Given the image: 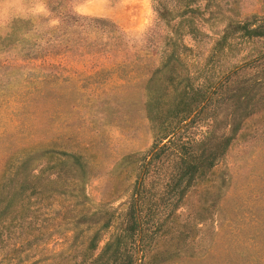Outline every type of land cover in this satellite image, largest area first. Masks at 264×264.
Returning a JSON list of instances; mask_svg holds the SVG:
<instances>
[{
	"label": "rangeland",
	"instance_id": "374dc122",
	"mask_svg": "<svg viewBox=\"0 0 264 264\" xmlns=\"http://www.w3.org/2000/svg\"><path fill=\"white\" fill-rule=\"evenodd\" d=\"M161 3L175 15L187 7L196 11L191 20L201 35H196V41L187 34L181 38L183 44L196 49L192 63L206 60L214 40L228 23L264 16V0ZM69 5L78 16L113 23L124 34L123 44L100 58L52 56L28 60L21 57L20 48L0 51V179H13L22 158L20 146L30 142L62 146L86 158L87 202L77 203L48 188L40 199L32 197L24 211L18 207L4 217V239H28L47 248L46 252L34 248L27 261L31 263L45 260L46 264H66L62 258H54L55 254L70 249L71 256L83 252L96 229L74 224L103 222L109 214H122L139 179L134 157H125L147 156L154 144L139 83L142 74L157 65L158 58H146L144 62L143 54L156 50L170 29L157 20L153 0H72ZM16 18L33 20L40 38L57 24L56 16L47 12L41 0H0V36ZM230 44L232 48L217 58L224 67L249 57L253 48L235 40ZM124 84L128 88L120 89ZM204 133L206 121L195 124L185 136L199 140ZM39 152L28 163L30 172L40 171L41 178L54 180V175L49 178L43 170L57 156L43 159ZM70 180L65 187L71 188ZM209 186H219L220 192L214 220L206 222V207L211 205L206 203V188L212 190ZM21 211L25 223L20 225ZM169 226L172 234H186L181 254L191 256L176 264H264L262 122L253 118L244 124L221 162L207 181L191 190ZM113 233V228L100 232L94 254L103 249Z\"/></svg>",
	"mask_w": 264,
	"mask_h": 264
},
{
	"label": "trees",
	"instance_id": "16d2710c",
	"mask_svg": "<svg viewBox=\"0 0 264 264\" xmlns=\"http://www.w3.org/2000/svg\"><path fill=\"white\" fill-rule=\"evenodd\" d=\"M41 1L47 12L56 16L57 24L40 38L33 20L16 18L0 36V51L20 48L21 57L28 60L52 56L100 58L123 44L124 34L113 23L78 16L70 8L72 0ZM153 10L157 20L170 29L156 50L143 54L144 62L146 58H158L157 65L143 73L139 83L154 144L147 156L125 157H134L139 179L124 212L118 216L109 214L103 222L74 224L96 231L83 252L71 256L70 249L55 254L54 258H62L66 264H176L191 258L181 254L186 234H172L169 224L174 223L176 212L191 190L204 179L207 181L244 124L253 118L264 124V16L228 23L214 40L206 60L192 63L196 49L183 44L181 38L187 34L196 41V35H201L191 20L196 11L187 7L175 15L161 0H153ZM230 40L253 48L249 57L224 67L217 58L232 48ZM119 88L128 87L124 84ZM205 121L206 133L199 140L185 136L195 124ZM37 151L43 159L57 156L43 170L50 174L49 178L54 175V180L41 178L40 171L30 172L28 163ZM20 153L22 158L13 179H0V264H46L45 260L27 262L34 248L46 252L44 245L28 239L3 238V219L18 207L25 208L32 197L40 199L46 195L48 188L51 193L71 197L77 203L87 202L86 158L81 152L44 142L22 144ZM68 179L71 188L65 187ZM209 187L212 190L206 188V203L211 205L206 207V222L214 220L220 192L219 186ZM22 211L18 214L20 225L25 223ZM111 228L114 233L110 240L94 254L100 232ZM76 240L74 236L72 242L75 244Z\"/></svg>",
	"mask_w": 264,
	"mask_h": 264
}]
</instances>
